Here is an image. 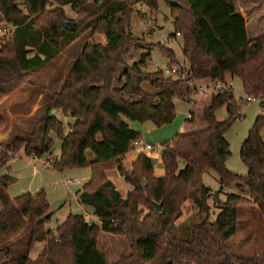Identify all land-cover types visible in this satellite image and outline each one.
Instances as JSON below:
<instances>
[{"label": "trees", "instance_id": "1", "mask_svg": "<svg viewBox=\"0 0 264 264\" xmlns=\"http://www.w3.org/2000/svg\"><path fill=\"white\" fill-rule=\"evenodd\" d=\"M158 1L0 0V25L6 22L15 28L0 40V103L83 32L91 29L106 40L105 44L83 46L54 95L52 106L75 119L69 132L63 133L55 116H46L40 121L45 124L40 149L14 136L0 153V169L21 149L27 156L40 158L52 148L54 141L48 133L53 132L60 147L48 167L55 171L90 169L78 203L92 207L101 225L83 215L68 214L51 229L47 222L53 213L44 190L11 198L7 188L14 178L0 175V264H261L233 253L226 243L236 232L241 207L257 208L264 219V116L255 118L241 144L246 175L226 168L230 151L224 134L233 120L241 117L242 101L227 87V75L240 79L246 96L264 100V34L247 38L238 0H176L178 5L162 0L173 19L172 36L179 34L188 66L179 68L180 74L174 77L164 76L161 69L146 72L144 56L148 53L130 65L125 62L131 51L144 50L132 35L131 15L135 4L157 10ZM63 6L83 13L73 32L64 27ZM157 46L170 66L178 65L172 50ZM205 79L222 87L194 99L195 85ZM175 101L191 103L192 116L186 120L190 126L185 131L162 144L164 174L154 176L156 161L144 153L125 169L122 161L141 139L127 121H149L156 127L169 124L176 115ZM222 106L227 118L217 121L215 112ZM4 123L0 117V129ZM115 168L132 186L125 197L107 174ZM208 170L218 177V192L230 185L239 191L225 193L212 221L207 215L211 190L203 181ZM191 192L197 194L194 202L206 216L192 226L189 239H181L171 227ZM155 204L161 205L159 212ZM103 232L124 237L130 245L129 254L109 263L98 248ZM37 243L43 247L31 257Z\"/></svg>", "mask_w": 264, "mask_h": 264}, {"label": "rangeland", "instance_id": "2", "mask_svg": "<svg viewBox=\"0 0 264 264\" xmlns=\"http://www.w3.org/2000/svg\"><path fill=\"white\" fill-rule=\"evenodd\" d=\"M238 5L239 11L248 27L247 38L250 40L264 34V0H239ZM19 8L24 9L21 4H19ZM63 10L67 21L73 22L75 27L81 24L83 13L77 14L73 12L69 6H63ZM1 20L2 18H0V21ZM4 23L6 22H1V25ZM131 31L132 35L137 39L138 44L141 45L144 50L131 51L125 57L126 64L130 65L134 61L141 59L144 53H148V56H144L146 59L144 71L152 72L156 69L164 71L166 68L174 67L170 66L168 64V59L160 53L157 46L159 44L173 51L175 59L178 62L177 68H185L188 66L183 57L180 36H172L174 34L173 19L168 6L162 0L158 1L157 10H151L144 3L135 4L131 15ZM88 43L105 44L106 40L101 34H93L91 29L83 32L74 43L64 48L63 51L42 70L32 74L27 84L19 87L8 99L0 103V117L5 120L0 131L6 130L9 126L10 117L5 113L6 109L10 112H17L18 114L13 118L14 135L11 136L8 141L19 134L18 136L21 135V137L26 140L27 144L40 149L43 146L45 132V124L40 121L48 116L51 109H55L54 116L61 123L63 133L67 134L69 132V124L66 125L65 122V117L68 116H65L60 109L54 108L52 104L55 100L54 95L62 88L83 46ZM31 55L32 54H29V56ZM226 81L228 84H231L235 98L238 101L240 98L242 99V101H239V115L242 117V120H239V118L233 120L224 134V138L229 143L230 151V156L226 160L225 165L229 171L235 174L246 175L247 167L240 158L241 144L246 139L255 118L260 115L264 116V108L255 100L245 102L246 94L243 92L239 78H231L227 75ZM199 83L209 86L210 90L215 85L207 79L201 80ZM210 90L205 93H197L194 99L199 100L200 97L212 94ZM39 94H42V96H39ZM200 105H202V103ZM175 107L176 115L171 122L172 126H166L167 124H165L156 127L149 121L144 123L128 122L132 127H136V131L139 130L141 132V134H139L141 138L144 137L142 138L144 143L151 144L157 148L153 153L145 154L154 159L156 154V164L162 153V144L168 142L175 135L173 133L174 131H171L174 125L178 123L185 125V127L190 126V124L186 123V120L190 119L192 116L189 112L192 105L183 101H175ZM215 115L217 121L225 120L227 118L225 106L217 109ZM132 127L130 128L133 129ZM147 127L151 128L147 129ZM48 136L51 137L54 142L52 148L47 154L45 153L47 155V164L57 158L60 145V140L57 139L53 132H49ZM262 137L264 139V130L262 131ZM7 142L3 144L0 143V146L4 149V145L7 144ZM133 153L136 152L132 150L122 161V165L125 169L130 168L131 162L128 158L129 155ZM22 156L29 159L25 154ZM24 158L21 159L23 162H25ZM17 159L20 160L19 158ZM36 163L38 164V161H36ZM50 171L59 176L61 181L67 179L73 181V183L67 185L68 187L78 186L86 177H90L89 168H68L63 171H55L50 168ZM113 171L118 173L116 168L108 171L107 174L109 178L115 173ZM203 181L211 190V196H209L207 200L209 207L207 215H209V220L212 221L219 212L217 206L219 202L225 199V193L239 191L234 185H230L225 188L224 191L218 192L220 189L218 177L216 173L211 170L204 173ZM196 195L195 192L190 193V197L181 206L180 215L173 221L171 231L178 238L189 239L192 226L200 222L206 216L205 213L199 211L194 202ZM244 196L247 195L244 194ZM74 205L70 197L66 206L54 210L51 219L47 222L48 227L52 228L57 220L61 221L62 216L71 212L70 209L72 211L75 210L76 206ZM78 206L80 207V205ZM237 222L235 234L226 243L228 249L239 256L252 258L264 264V219L261 212L255 207H241L237 215ZM42 247V243H37L31 250L30 256L35 257ZM98 248L106 254L107 260L110 263L115 262L120 256L127 255L130 252V245L124 237L111 235L105 232L99 237Z\"/></svg>", "mask_w": 264, "mask_h": 264}, {"label": "crops", "instance_id": "3", "mask_svg": "<svg viewBox=\"0 0 264 264\" xmlns=\"http://www.w3.org/2000/svg\"><path fill=\"white\" fill-rule=\"evenodd\" d=\"M239 0L237 1V8L239 11ZM240 12V11H239ZM0 18L1 15H0ZM246 33H248V27L246 25ZM251 40V39H250ZM233 78V77H231ZM226 84L228 82L226 81ZM231 86V84H228ZM39 96H42V94H39ZM187 103V102H186ZM192 105L191 103H188ZM1 108V107H0ZM191 110V109H190ZM189 110V112H190ZM5 113L9 115L10 121L9 126L6 130L0 131V143L3 144L8 141V139L14 135V126H13V118L17 116V112H10L8 109L5 110ZM75 121L74 118L71 117H65V122L67 124H73ZM127 124L132 127L128 121ZM166 126H172L171 124H167ZM137 130L136 127H132ZM151 127H147V129H150ZM185 131V125L181 124H175L174 127L171 129V131H174L173 133L176 134L179 131ZM69 131V130H68ZM141 134V132L138 130L136 131ZM19 134L15 135L18 136ZM21 136V135H20ZM144 138V137H142ZM141 138V140H143ZM60 143V142H59ZM3 146V145H2ZM60 147V145H59ZM4 149L0 146V153ZM24 154L23 150H21L15 157L10 159L4 167L0 169V175H6L14 178V182L10 184L7 188V192L11 198H15L19 195H22L24 193H37L39 190H44L46 194V198L50 204V211L54 213V210L57 208H62L63 206H66L67 201L71 197L73 200L74 206H76L75 210H71L68 214H80L83 215L88 221L93 222L97 224L98 226L101 225L99 220L96 216L93 214V208L87 205H81L78 203V197L82 190V187L84 183L88 180L86 177L83 182L78 184V186H70L67 185L70 183H73V181L67 179L65 181H61L60 177L57 176L55 173H52L50 171V168L48 167V164L46 162L47 159V153L41 156L40 158H34L32 156H27L29 159L24 158L22 155ZM139 154L133 153L129 155L128 160L130 162L134 161ZM160 155V154H159ZM157 157V155L155 154ZM155 157V159H156ZM19 158L20 160H18ZM24 158L25 162H23L21 159ZM42 160V161H39ZM27 161V162H26ZM38 161V164L36 163ZM158 163L155 165L154 168V176L160 177L164 174L163 168L160 165V158L157 160ZM30 162V163H29ZM115 172V171H113ZM113 176L110 178L112 182L115 184L116 188L119 190L122 197H125L127 193L132 190V186L125 181H123V178L118 173H113ZM80 205V207L78 206ZM59 208V209H60ZM67 214V215H68ZM53 215V214H52ZM67 215H64L61 217V221L57 220L56 224L51 228L54 229L58 224L64 221ZM48 226V225H47ZM101 233L99 237L102 235ZM98 237V240H99ZM100 250V249H99ZM101 251V250H100ZM103 252V251H102ZM105 254V253H104ZM106 256V254H105ZM107 259V257H106ZM108 261V260H107ZM110 263V262H109Z\"/></svg>", "mask_w": 264, "mask_h": 264}, {"label": "built area", "instance_id": "4", "mask_svg": "<svg viewBox=\"0 0 264 264\" xmlns=\"http://www.w3.org/2000/svg\"><path fill=\"white\" fill-rule=\"evenodd\" d=\"M15 28L8 23H4L3 25H0V40L11 33H13ZM176 35H179L178 33ZM180 74L179 68L176 66L174 67H169L164 70V76L166 77H174L178 76ZM191 86H193L191 83H189ZM222 87V84H215L214 87L210 90L209 86H206L204 84H196L195 89L196 93H205L206 91L210 90L213 92L217 91L219 88ZM227 87L232 88L231 86L227 85ZM252 100H255L259 102L260 105L264 108V100L259 98V97H251V96H246L245 101L250 102ZM239 120H242V117L239 118ZM157 148L151 144H146L144 143L141 139L136 140L133 143V152H136L137 154H150L153 153ZM50 163V162H49Z\"/></svg>", "mask_w": 264, "mask_h": 264}, {"label": "water", "instance_id": "5", "mask_svg": "<svg viewBox=\"0 0 264 264\" xmlns=\"http://www.w3.org/2000/svg\"><path fill=\"white\" fill-rule=\"evenodd\" d=\"M171 3L174 5H178V3L176 2V0H171ZM64 27L68 30V31H75L76 27L75 24L73 22H69L66 21L64 23ZM55 113V109H51L50 112L48 113V117H53ZM161 209V205L160 204H155V211L159 212Z\"/></svg>", "mask_w": 264, "mask_h": 264}]
</instances>
